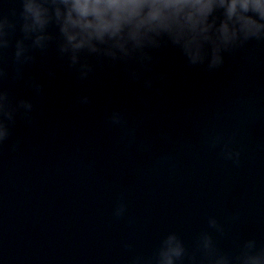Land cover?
I'll list each match as a JSON object with an SVG mask.
<instances>
[{
    "label": "water",
    "instance_id": "1",
    "mask_svg": "<svg viewBox=\"0 0 264 264\" xmlns=\"http://www.w3.org/2000/svg\"><path fill=\"white\" fill-rule=\"evenodd\" d=\"M155 55L153 75L166 78L151 91L116 68L77 84L52 57L55 79L38 66L28 70L43 93L33 123L18 120L0 147V264H130L134 255H148L162 233L190 242L207 215L223 219L234 210L240 220L230 232L264 242V44L226 57L214 73L186 67L172 48ZM2 86L32 98L22 82ZM77 94L91 103L75 105ZM121 109L139 122L137 139L148 140L151 153L105 127V114ZM213 127L235 132L239 167L202 148ZM162 153L171 160L157 164ZM119 193L133 224L111 216ZM218 243L230 246L227 238Z\"/></svg>",
    "mask_w": 264,
    "mask_h": 264
},
{
    "label": "clouds",
    "instance_id": "2",
    "mask_svg": "<svg viewBox=\"0 0 264 264\" xmlns=\"http://www.w3.org/2000/svg\"><path fill=\"white\" fill-rule=\"evenodd\" d=\"M252 44H264V0H0V147L18 120L33 123L34 101L41 98L43 85L28 70L38 66L49 80L55 79L50 57L77 84L116 68L130 83L151 91L166 78L163 72L153 75L155 53L163 48L176 50L186 67L214 73L226 57ZM5 82H22L32 98L13 96L2 86ZM138 99L144 102L145 97ZM74 103L86 106L91 100L77 94ZM138 124L123 109L104 118L107 129L134 139L136 151L151 153V143L137 139ZM234 136L210 128L202 148L239 167L243 149ZM19 143L13 141L9 150L17 151ZM169 160L171 155L162 153L156 163ZM111 216L134 223L124 193L116 195ZM239 220L236 210L223 219L207 215L190 242L174 231L162 233L148 255L136 254L130 264H264V242L230 232ZM225 238L230 240L227 248L218 243ZM122 246L131 250L128 243Z\"/></svg>",
    "mask_w": 264,
    "mask_h": 264
}]
</instances>
